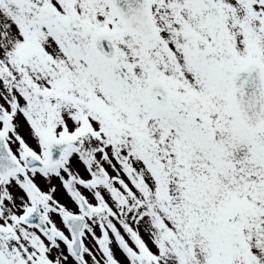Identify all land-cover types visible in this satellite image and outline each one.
I'll return each instance as SVG.
<instances>
[{"label":"snow or ice","instance_id":"obj_1","mask_svg":"<svg viewBox=\"0 0 264 264\" xmlns=\"http://www.w3.org/2000/svg\"><path fill=\"white\" fill-rule=\"evenodd\" d=\"M0 264H264V0H0Z\"/></svg>","mask_w":264,"mask_h":264}]
</instances>
